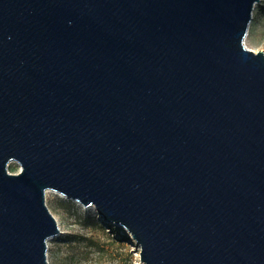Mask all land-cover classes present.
<instances>
[{"label": "water", "instance_id": "1", "mask_svg": "<svg viewBox=\"0 0 264 264\" xmlns=\"http://www.w3.org/2000/svg\"><path fill=\"white\" fill-rule=\"evenodd\" d=\"M257 2L0 0V264H49L47 189L141 264H264Z\"/></svg>", "mask_w": 264, "mask_h": 264}, {"label": "rangeland", "instance_id": "2", "mask_svg": "<svg viewBox=\"0 0 264 264\" xmlns=\"http://www.w3.org/2000/svg\"><path fill=\"white\" fill-rule=\"evenodd\" d=\"M244 43L255 52H264V0L254 5ZM19 169L15 161L8 165L11 173ZM45 202L60 229L47 242L49 264H140V247L122 227L102 219L95 208L69 200L54 190L45 195Z\"/></svg>", "mask_w": 264, "mask_h": 264}, {"label": "bare ground", "instance_id": "3", "mask_svg": "<svg viewBox=\"0 0 264 264\" xmlns=\"http://www.w3.org/2000/svg\"><path fill=\"white\" fill-rule=\"evenodd\" d=\"M51 191H52L51 189H47V190H46V194L50 193ZM89 208L94 209V206H93V205H90ZM119 232H120V234H123V230H122V229H120ZM138 248H139V247H138ZM139 263H140V261H139ZM140 264H141V263H140Z\"/></svg>", "mask_w": 264, "mask_h": 264}]
</instances>
